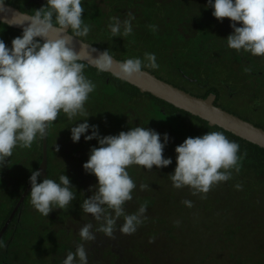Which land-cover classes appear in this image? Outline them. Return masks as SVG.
<instances>
[{
	"label": "clouds",
	"instance_id": "obj_1",
	"mask_svg": "<svg viewBox=\"0 0 264 264\" xmlns=\"http://www.w3.org/2000/svg\"><path fill=\"white\" fill-rule=\"evenodd\" d=\"M3 6L4 0H0V12L5 11ZM207 6L213 9L212 15L218 21L225 18L231 21L233 32L226 39L230 49L264 57V0H214V3L208 0ZM84 11L82 0H46L45 6L25 16L27 26L23 27L22 36L11 41V48L0 39V168L7 165V158L17 147L30 149L38 138L44 139L61 112L69 120L83 117V123L70 129L72 141L79 142L83 135L85 141L96 139L99 146L90 149L89 159L83 164L85 172L94 175L98 183L89 189L93 195L83 200L81 209L91 214L99 227L94 229L93 223L88 222L79 228L78 234L81 241L93 242L97 233L112 240L116 239L117 231L132 235L147 219V203L141 204L135 213L125 211V204L133 200L132 193L137 188L128 168L137 165L151 171L153 166H169L172 160L163 154L169 142L167 133L163 143L159 133L143 126L118 135L101 136L98 126L87 122L89 114L85 105L96 85L84 75L85 61L98 72H113L115 64L118 68L115 74L125 80L139 79L145 67L157 69L159 65L153 53H145L146 64L140 58L115 61L108 50L90 48L83 40L77 51L72 38H85L90 32V26L82 19ZM126 16L124 20L110 18L108 28L112 37L132 34L135 16L132 12ZM149 27L154 32L157 30L156 25ZM69 31L72 35H68ZM53 32L58 34L56 38H51ZM244 71L251 72V66ZM90 128L91 134L85 135ZM55 150L59 151L58 145ZM175 152L176 168L169 175L172 186L188 187L193 196L200 195L201 199L219 183L230 180L232 170L239 173L240 161L246 156V152L238 155L240 145L222 132L188 137ZM41 175L36 170L30 176V202L35 210L48 217L55 208H67L76 197L67 175H60L59 183L49 178L38 183ZM235 187L242 189L241 184ZM139 188L145 191L149 185L141 183ZM181 203L193 207L191 200ZM121 217L123 223L117 227ZM175 224L179 226L180 221ZM149 242H154V238ZM62 264H88L85 244L78 243Z\"/></svg>",
	"mask_w": 264,
	"mask_h": 264
},
{
	"label": "rangeland",
	"instance_id": "obj_2",
	"mask_svg": "<svg viewBox=\"0 0 264 264\" xmlns=\"http://www.w3.org/2000/svg\"><path fill=\"white\" fill-rule=\"evenodd\" d=\"M207 5L208 0H82V6L85 9L82 19L85 24L90 26L89 35L82 39L94 45L96 44L102 50H108L116 57L140 58L144 64L147 63L144 59L145 53H153L156 56V60H159V62L156 61L159 66L160 63L166 61L162 56L169 41L175 40L177 54L182 52L185 47L190 51L185 55L180 53L178 57L180 60H193L188 70L197 73L196 83H205L209 88L216 89L219 93L221 104L234 111L237 115L247 117L249 121L253 123L259 122L264 126V57L230 49L227 46L226 39L233 32L230 27L231 21L227 18L222 22L218 21L212 15L213 9ZM126 8L127 11L128 9L130 10L128 12H132L135 16L132 21L133 32L127 37H112L108 28V24L111 22L110 18L119 17L121 20L126 19L127 13L124 12ZM154 24H158L161 28L154 32L146 26ZM164 26H167V29ZM172 26H179L182 31L181 34L175 33V39H170L171 35H174ZM149 34L150 43L147 38ZM0 39L11 48V40L5 37L1 24ZM248 66H251L252 71L245 73L244 68ZM157 69L154 70L158 72ZM99 90L100 88H98V93L95 96H103V105L100 102H96V104L91 102L96 90L89 94V99L85 105L89 114L87 122L90 125H97L101 136L118 135L121 131H128L132 127L143 126L159 133L163 143V136L167 133L169 142L166 144L163 154L164 158H171L172 163L167 167H163L166 171L175 170L177 156L175 148L182 144L186 138L192 137L190 131H194L196 134L193 137L203 136L205 132L203 125L192 118H188L187 121L180 125L185 128L186 133L179 126L176 129H171V127L165 129L163 124H158L161 122L160 117L152 113L154 103L149 97L126 100L121 98L119 94H113L112 98L116 96L115 101H113L114 99L109 98L111 96L108 97L104 92H99ZM190 90L194 91V88ZM208 90L210 91H203L202 89L199 92L207 95L212 94L210 93L212 89ZM97 100H100V98L94 97V101ZM127 121L130 122L127 124ZM83 122V117L78 116L73 120H69L65 114L62 116L61 112L57 120L48 129L49 163L52 170L50 177L57 183H59V176L65 175V170L68 167L67 156L70 150L81 146L83 148L82 151L90 154L92 147L99 146L96 139L85 141L83 135L79 142L74 143L72 141L71 127ZM90 134L91 128L85 135ZM57 145L59 146L58 152L55 150ZM41 146L42 141L38 138L30 149L17 147L13 151L12 160L14 156L18 158L19 153L22 156L23 184H25L29 174L37 166L36 163L41 156ZM82 159L86 163L89 155L85 153ZM155 169L156 167L153 166V169L148 171L137 165H133V170L132 167L128 168L129 175L135 181L137 188L132 193L133 200L125 204L127 214L134 213V210H137L139 205L143 203L141 197L151 193L152 181L149 179L154 177L157 171ZM141 173H148L147 182L143 179L145 175ZM86 174L92 175L85 173V170L83 172L78 171L74 176V180H70L74 186L73 190L78 191V193L74 192L76 198L70 205L65 209H53L48 217L43 216L34 209L29 196L24 204L22 226L18 228L15 245L11 249V264H53L50 261V258H52L50 252L53 248L51 246L53 243L50 241L52 234H58V238H61L65 243L67 238L70 237L69 233L78 230L77 224H79V219L84 215L81 209L83 200L93 195V193H90V195L80 193V183L85 184L87 190L95 185L93 181L95 177L88 176L87 178ZM140 175L143 177L141 178ZM79 178L80 181L78 182ZM166 180L170 181L169 178H166ZM257 180L260 181V178L247 173L244 167H240L239 173L232 170V178L213 187L207 193L205 199H201L200 195L190 196L195 217L200 215L199 206L201 204L206 206L208 211H211L209 214L212 218L211 222H202V225H206L203 234L209 239L215 238V245H222L216 250L218 264H264V182H258ZM92 181L93 183L91 184ZM141 183L148 184L149 189L141 191L139 188ZM237 184H241L242 189L238 190L235 187ZM13 185L15 184L13 183ZM13 185L5 188L8 200L11 197L14 198L16 194ZM169 187H173L172 184L169 183ZM158 188L159 186L157 190ZM147 197L145 198L147 199ZM161 199L163 198H157L156 205L162 206L165 204L158 203V200L160 201ZM152 202L154 203L153 200L149 201L151 206ZM168 208L158 209L161 217L167 214ZM89 216L90 214L85 213V220ZM148 216L151 217L152 214L150 213ZM171 216H175L181 221L186 218L183 216L178 217L174 212ZM148 222L149 220H144L138 226L137 231L132 234L136 236L134 239H139L143 244L149 242L144 241L146 234L143 233L142 228ZM118 223L119 225L123 223V217L120 218ZM199 223L195 221L194 226L197 228ZM183 228L187 229L185 226ZM178 234L181 237L188 236L185 231H180ZM163 239L164 237L156 243L162 244L164 242ZM39 241L41 244L40 249L36 248V244ZM70 241L68 240L67 243H70ZM74 243L75 241L72 240L71 245ZM156 243L154 246H156ZM131 244H133L132 241ZM35 250L38 254L37 258L34 257ZM185 251L194 254L193 256L197 252L196 248ZM150 252L152 254L156 253L155 250ZM89 253H93V251ZM121 253L124 255L121 257L123 260L124 257L127 258L129 256V260L132 261L135 257L134 253L133 257L132 253L127 252L124 248ZM234 256L237 260L233 258ZM116 258L117 255L104 251L101 256V264H116ZM238 260L239 262L237 263ZM88 263L99 264L94 256L88 257ZM175 264L181 263H176L175 261Z\"/></svg>",
	"mask_w": 264,
	"mask_h": 264
},
{
	"label": "trees",
	"instance_id": "obj_3",
	"mask_svg": "<svg viewBox=\"0 0 264 264\" xmlns=\"http://www.w3.org/2000/svg\"><path fill=\"white\" fill-rule=\"evenodd\" d=\"M4 2L12 4L14 6L16 5L14 0H4ZM19 8L22 11L28 12L32 15L34 14L35 10L40 9V8H36L35 10H33V9H29L27 6H21ZM0 24L1 27L3 28L5 37H7L9 40L12 41L15 37L22 36L23 31L16 28H12L3 23ZM84 75L86 76V78L90 79L96 85L95 88L96 92H94L95 94L91 100V102H93L94 104H96V102H100V104L103 105L102 102L103 96L100 95L95 96L98 93V88H100L99 92H104V94L107 95L108 97L111 96L109 98H112V96H114L113 94H119L121 98H125L126 100L139 98V97H149L154 103L152 113H155L157 114L156 115L157 117H160L161 122H159L158 124L159 125L163 124L165 126V127L163 126V128L165 129H168L169 127H171V129H176L179 126V128L186 133L187 131L185 130V128H182L180 125H182L183 122L187 121L188 118H192L203 125L205 130L203 135H205L208 132H222L230 141H234L240 145V152L238 153V155H243L246 152V156H244V158L240 161V167H244L247 173L253 174L254 176L260 178V181L257 180L258 182H264V149L263 148H260L255 144H252L238 136H235L234 134L218 126H210L205 120H202L197 116L191 115L190 113L184 110L178 109L173 105L152 96L149 93H142L135 86L123 80H120L119 78H116L107 72H98L95 67H92L87 63L84 70ZM198 96L206 97L207 94H202ZM94 97H99L100 100L94 101ZM112 99H114L113 101H115L116 96L115 98ZM230 111L235 113L232 110ZM121 115L123 119V110L121 111ZM239 116H241L246 120H249L247 117H244L242 115ZM129 122L130 121H127V124ZM254 123L264 128V126L259 122H254ZM190 134L192 137L196 135L194 131H190ZM41 157H42V153L36 163L37 165L39 164ZM155 170H157L156 173L154 174L155 178L153 177L152 179H149L150 181H152L151 193L149 195H146L148 196L147 199L145 198L146 196L141 197L143 199L142 200L143 203L141 204L147 203V213H146L147 219L145 220H149V222L142 227L143 233L146 234V239L144 241H150L152 238H154V242L152 243L147 242V244H143L141 241H139V239L137 240L134 239L136 237L135 235H131V236L122 235L119 233V231H117L115 235L118 238H121V240L122 239L124 240V244L121 241L122 245L120 247L126 249L127 252L132 253V256L134 253L135 257L133 256L134 259L131 258L132 261H130L129 256L127 258L124 257V260L123 258L118 256L116 258V262H117L116 264H145V263L175 264V261L176 263H181V264L182 263L183 264H213V263L218 264L219 261L217 260L218 258H216V254H217L216 250L220 248L222 245L220 244L215 245L214 242L215 238L209 239L207 238V236H204L203 234V230L204 228H206V225L205 226L202 225V222L204 223L205 221H208L209 223L211 222L210 220H212V218L209 215L211 211H208V208L206 206H203V204H201L199 206L201 210L200 215L195 217V214L193 212L194 208L193 207L188 208L181 203V201L185 199L191 200L190 196H192V194L190 189L188 187H184L182 189H175L174 187H169V183L172 184V182L171 180L170 181L166 180V178H169V175L173 174L174 171H168V170L166 171L164 168H156ZM141 174L145 175L143 179L144 181L147 182L148 173H141ZM142 177L143 176H141V178ZM158 186H159L158 188L159 191L157 190ZM157 198H163L160 201L158 200V203L161 202L165 204L162 206L156 205ZM152 200L154 201V203L152 202V206H151L149 201L151 202ZM165 207H169L168 208L169 210L167 211V214L164 215V217H161L160 216L161 213L158 212V209L161 208L165 209ZM137 210L134 211L136 212ZM173 212L178 217L183 216L184 218L185 217L186 218L181 221L179 218L175 216H171ZM150 213L152 214L151 217L148 216L150 215ZM168 214L170 215L167 216ZM176 221H180L179 226H176L175 224ZM195 221L200 222L199 224H197V228L194 226ZM184 226L187 227L186 230L185 228H183ZM117 227H119V223ZM180 231H185L186 233H188V236L185 237L179 236L178 233ZM163 237H164L163 239L164 242L162 244L156 243L159 239H162ZM131 241L133 242V244H131ZM155 243L156 246H154ZM195 248L197 250L195 256H193L194 254L185 251ZM156 249L158 250L156 251ZM152 250H155L156 253L152 254L150 252ZM187 258L190 260V262ZM233 258L235 259L236 257L234 256ZM238 262L239 260L237 261V263Z\"/></svg>",
	"mask_w": 264,
	"mask_h": 264
},
{
	"label": "flooded vegetation",
	"instance_id": "obj_4",
	"mask_svg": "<svg viewBox=\"0 0 264 264\" xmlns=\"http://www.w3.org/2000/svg\"><path fill=\"white\" fill-rule=\"evenodd\" d=\"M15 1V6L16 7H21V6H27L29 9H33L35 10L36 8H41L42 6L46 5V0H44L43 2H39L38 0H14ZM133 1V0H131ZM128 11H130L128 9ZM127 8L125 9L124 12L128 13ZM124 16V15H122ZM161 16V15H160ZM157 26V29H160L161 27L158 26V24H154ZM147 28H150V25H146ZM237 26L239 27L240 25L237 24ZM164 28L167 29V26H164ZM173 28V34L171 35L170 39H175V33H179L181 34V28L179 26H172ZM151 29V28H150ZM149 33V32H148ZM173 37V38H172ZM146 38V37H145ZM148 38V42L150 43V34L147 36ZM159 38V36H158ZM96 45V44H95ZM99 47V46H98ZM166 51H167V55H166ZM190 51L187 47H185L182 52H178V54L183 53L188 54ZM178 54L175 50V40L173 41H169V44L167 45V48L165 50V52L163 53L162 58H164V60H166L164 63H160V66L158 67V72L155 71L154 69H150V68H146L149 71L155 73L157 76H159L162 79H165L167 81H170L171 83H174L177 86H180L188 91H190L191 93H194L196 95H202L201 92H199L200 90L203 89V91H209L208 89H212L210 93H214L215 95V102L217 103V105L222 106L223 108L227 109V110H231L229 108H227L225 105L220 103L219 100V93L217 92L216 89L214 88H209L205 83H196L197 80V76H196V72L195 71H189L188 67L191 66L192 61L193 60H180L178 57ZM118 57V56H117ZM122 60H127V58H121ZM157 62H159V60H156ZM185 61V62H183ZM181 83H180V82ZM190 87H187V86ZM215 87V86H214ZM194 88V91H191L190 89ZM216 88V87H215ZM196 90V91H195ZM205 93V92H204ZM48 134V133H47ZM47 147H48V164H47V176L46 178H52L51 176V165L49 163V143H48V136H47ZM41 150H42V146H41ZM83 148L77 147L74 150H70L68 152V167L65 170V175H67L70 180H74V176L78 171H82L84 170L83 168V164L85 162H83L84 160L82 158V156L85 155H90L87 154L88 152H84L82 151ZM84 152V153H83ZM42 153V151H41ZM78 153H80L78 155ZM42 160V157H41ZM40 160V162H41ZM80 160V161H79ZM22 156L19 153V156L17 158V156H14V159L12 160L11 157H9L7 159V165L0 168V232L3 228V226L6 224V222L8 221V219L11 216V213L13 212L18 200L20 199V197L22 196L24 190L26 189L27 185L30 182V176L32 174L33 171H36L38 168L37 167L32 170V172L29 174L27 180L25 181V184L22 183L23 179V172H22ZM39 162V163H40ZM13 165V167H11ZM132 170H133V166ZM86 173V172H85ZM85 175V174H84ZM88 176L91 177H95L94 175H87L86 177L88 178ZM73 177V178H72ZM43 179H41L40 177L38 178V183L42 182ZM80 181V178L78 179V182ZM87 181V180H85ZM91 181V180H88ZM94 184L97 185L98 181L97 178L95 177V179L93 180ZM93 181L91 182V184L93 183ZM13 183L15 185H13ZM90 184V185H91ZM13 185V187L15 188V192L16 194L14 195V198L11 197L9 200L7 199L6 196V187ZM94 185V186H95ZM74 188V186H73ZM72 191L75 193H78V191L75 189ZM80 188V193H86L89 194L93 193V191H89L87 190V187L85 184H81L79 185ZM90 188H94V187H90ZM89 188V189H90ZM31 191V189H30ZM30 191L28 192V194L26 195L24 201L21 203V205L18 207L17 211L15 212L14 216L12 217L11 221L9 222L6 230L4 231V233L1 235L0 237V264H11L10 262V253H11V249L14 247L15 245V241H16V237H17V233H18V228L19 226H22V221H23V212H24V204L26 202V200L29 198L30 196ZM88 195V196H89ZM13 199V200H12ZM10 202V204H9ZM85 213L83 215L82 218L79 219V224L78 225V230L74 231L70 234V237L67 238L68 240H74L75 243L73 245H71V241L70 243H67V241H65V243L62 241L61 238H58V234H52L51 240L53 244H51L52 251L50 252V256L52 258H50L51 263L53 264H62L63 260L66 258L67 253L69 251L74 252L76 245L78 243H84L85 247L87 249L88 252V257H95L96 260L98 261L99 264H101V256L103 254L104 251H108L113 255H117V257H122L124 256L121 251L123 250L122 247H120L122 245L121 241L124 243V240L121 238H118L116 236V239L112 240V239H108L107 237L104 236L103 233H97V239L93 242H84L80 240L78 231L79 228L81 226H83L85 223L91 222L94 225V229L96 227H99V225L97 224V222L94 221V219H92L91 214L90 216L85 220L84 218ZM58 238V239H57ZM126 239V238H124ZM37 240V239H35ZM38 241V240H37ZM37 245V246H36ZM34 246H36V248H41V244L40 241L38 244H36ZM49 245V244H48ZM43 251V250H40ZM90 251H93V253H89ZM34 257L37 258L38 254L35 250L34 252ZM44 260V259H42ZM89 264V263H88Z\"/></svg>",
	"mask_w": 264,
	"mask_h": 264
},
{
	"label": "water",
	"instance_id": "obj_5",
	"mask_svg": "<svg viewBox=\"0 0 264 264\" xmlns=\"http://www.w3.org/2000/svg\"><path fill=\"white\" fill-rule=\"evenodd\" d=\"M38 1L43 2L44 0H38ZM3 7L5 8V11L0 12V23L6 24L12 28H16L23 31V27L27 26V22H25L27 18L25 16H30L32 14L22 11L20 8L6 2H4ZM20 14H24V15H20ZM23 22H25L24 25H16ZM50 35L51 38H56L58 34L56 32H53ZM65 35H67V33H65ZM68 35H72V33L69 31ZM72 39H73V47L77 51H79L81 48L80 40H83L84 43H86L90 48H96L98 51H104L101 48H99L97 45H94L82 38H72ZM95 55L96 53H93V56ZM110 55L113 56L115 61H119V62L125 61L117 58L111 53ZM87 62L88 61H85V63ZM112 71L113 72H107V73L118 78L117 75L115 74V72L118 71V68L115 66V64ZM143 71H144V75L139 79H135V78L133 80H125L122 78L119 79L135 86L142 93H149L152 96L161 99L178 109L184 110L190 113L191 115L197 116L202 120H205L210 126H218L234 134L235 136H238L264 149V128L256 125L255 123L249 120L242 118L241 116L223 108L222 106L217 105L215 103L214 94H209L206 97L198 96L180 86H177L165 79L160 78L155 73L149 71L146 68H144ZM41 141H42V160L37 170L41 171L42 173L40 178L45 179L47 176V164H48L47 136L44 139H41ZM30 189H31V183L29 182L22 196L18 200L13 212L11 213L10 218L3 226L0 232V237L6 230L9 222L11 221L18 207L24 201Z\"/></svg>",
	"mask_w": 264,
	"mask_h": 264
}]
</instances>
